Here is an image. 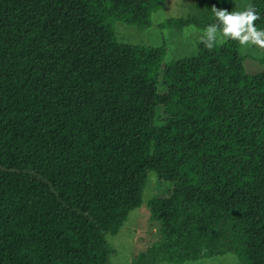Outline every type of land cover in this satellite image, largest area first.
Returning <instances> with one entry per match:
<instances>
[{"label": "trees", "instance_id": "obj_1", "mask_svg": "<svg viewBox=\"0 0 264 264\" xmlns=\"http://www.w3.org/2000/svg\"><path fill=\"white\" fill-rule=\"evenodd\" d=\"M165 3L0 0V264H107L117 231L91 215L140 208L151 172L169 187L150 203L163 240L132 264H264V72L240 52L264 0L167 21L228 33L192 57L118 41V7L144 30Z\"/></svg>", "mask_w": 264, "mask_h": 264}, {"label": "rangeland", "instance_id": "obj_2", "mask_svg": "<svg viewBox=\"0 0 264 264\" xmlns=\"http://www.w3.org/2000/svg\"><path fill=\"white\" fill-rule=\"evenodd\" d=\"M122 9V7L117 8L118 41L152 48L164 45L166 47L165 63L192 57L196 54L198 44L203 41L215 39L219 44H223L228 39V33L223 34L212 28L202 30L189 26L177 30L165 25L171 19L189 16L202 18L205 11L198 6L197 0H166L165 8L153 15L152 26L144 30L125 23ZM252 9V0H233L231 12L223 15V19L241 15ZM240 52L244 58L247 74L264 72V34L244 32ZM168 188L158 181L156 173L151 172L148 174L143 204L140 208L100 211L91 215L101 224L105 233L117 231L114 235L109 233L105 236L109 252L107 264H132L142 252L163 240L160 231L161 223L159 220L152 219L150 203L162 199L167 194ZM149 261L143 264H149L147 263ZM156 264L167 263L158 261ZM185 264H246V258L239 253L230 252L223 256Z\"/></svg>", "mask_w": 264, "mask_h": 264}, {"label": "crops", "instance_id": "obj_3", "mask_svg": "<svg viewBox=\"0 0 264 264\" xmlns=\"http://www.w3.org/2000/svg\"><path fill=\"white\" fill-rule=\"evenodd\" d=\"M245 33H247V32H245ZM251 33V32H250ZM244 34V33H243ZM243 34H242V37H243ZM242 37H241V42H242Z\"/></svg>", "mask_w": 264, "mask_h": 264}]
</instances>
